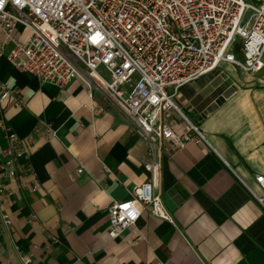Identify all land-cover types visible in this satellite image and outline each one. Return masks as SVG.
Returning a JSON list of instances; mask_svg holds the SVG:
<instances>
[{
  "label": "crops",
  "instance_id": "1",
  "mask_svg": "<svg viewBox=\"0 0 264 264\" xmlns=\"http://www.w3.org/2000/svg\"><path fill=\"white\" fill-rule=\"evenodd\" d=\"M0 83L14 91L0 102V149L14 132L29 153L17 178L0 176V264H264V206L244 184L264 194V67L222 63L180 88L178 103L223 160L196 143L179 152L166 144L161 193L173 222L145 211L117 239L110 207L149 177L148 147L130 119L96 90L105 112L84 107L79 78L43 83L4 57ZM166 120L183 131L174 111Z\"/></svg>",
  "mask_w": 264,
  "mask_h": 264
},
{
  "label": "built area",
  "instance_id": "2",
  "mask_svg": "<svg viewBox=\"0 0 264 264\" xmlns=\"http://www.w3.org/2000/svg\"><path fill=\"white\" fill-rule=\"evenodd\" d=\"M0 33V58L43 83L64 87L79 78L88 93L84 107L105 112L94 102V91H99L130 119V130L147 145L143 165L148 180L132 187L131 200L115 201L109 209L112 239L136 225L145 211L173 222L161 193L166 144L179 152L196 143L222 159L178 103L180 88L222 63L249 73L264 67V2L0 0ZM12 95L0 83V102ZM170 111L182 119V132L166 120ZM7 138L8 148L0 149V176L5 180L18 177L19 158L29 159L14 132ZM256 182L264 192V175H257ZM244 184L264 206V194ZM36 189L38 185L32 187Z\"/></svg>",
  "mask_w": 264,
  "mask_h": 264
},
{
  "label": "rangeland",
  "instance_id": "3",
  "mask_svg": "<svg viewBox=\"0 0 264 264\" xmlns=\"http://www.w3.org/2000/svg\"><path fill=\"white\" fill-rule=\"evenodd\" d=\"M247 1H248V0H247ZM247 16H249V14H248ZM100 72L103 73L104 71L100 69ZM104 74H106V73H104Z\"/></svg>",
  "mask_w": 264,
  "mask_h": 264
}]
</instances>
